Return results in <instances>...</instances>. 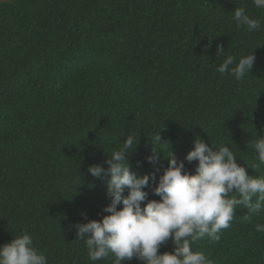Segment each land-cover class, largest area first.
Returning a JSON list of instances; mask_svg holds the SVG:
<instances>
[{
    "label": "trees",
    "instance_id": "obj_1",
    "mask_svg": "<svg viewBox=\"0 0 264 264\" xmlns=\"http://www.w3.org/2000/svg\"><path fill=\"white\" fill-rule=\"evenodd\" d=\"M236 7L262 27H238ZM253 51L242 80L216 71L228 55L238 62ZM128 134L139 141L131 170L155 173L157 184L167 155L184 160L197 137L229 146L249 175H264L248 164L258 162L252 145L264 136V8L253 0H0V246L28 232L47 264H93L74 226L108 215L110 177L88 169L107 168ZM153 150L159 158L149 163ZM196 163L185 160L193 174ZM235 214L219 241L204 237L193 251L212 264H264V232L255 230L264 210L240 205ZM173 250L171 239L159 249ZM114 261L109 254L95 264Z\"/></svg>",
    "mask_w": 264,
    "mask_h": 264
},
{
    "label": "clouds",
    "instance_id": "obj_2",
    "mask_svg": "<svg viewBox=\"0 0 264 264\" xmlns=\"http://www.w3.org/2000/svg\"><path fill=\"white\" fill-rule=\"evenodd\" d=\"M253 3L264 8V0ZM233 18L238 27L246 26L249 32L262 27L261 21L250 17L244 7H236ZM224 51L222 44L217 45V57ZM255 60L254 51L238 62L228 55L216 71L221 75L227 72L240 81L251 73ZM152 140L161 142L160 134ZM138 144L136 136L128 134L122 146L108 154L107 168L94 164L88 169L93 177H110V203L103 209L108 215L74 226L93 264L109 254L115 256L114 264L134 257L144 264H212L204 253L193 251L192 244L204 237L219 241L221 231L236 215L237 206L243 205L250 213L264 210V175H249L229 146H217L197 137L184 160L172 153L167 155L169 164L157 184L155 173L139 176L131 170L127 158ZM252 147L258 162L248 164L258 172L264 166V136L260 135ZM158 158L155 150L146 157L149 163ZM185 160L189 164L198 161L194 174L186 168ZM150 187L159 200L148 199ZM233 192L240 198H229ZM255 230L264 232V224H256ZM169 239L174 250L161 253L160 247ZM0 264H47V257L34 246L32 235L24 232L0 246Z\"/></svg>",
    "mask_w": 264,
    "mask_h": 264
}]
</instances>
